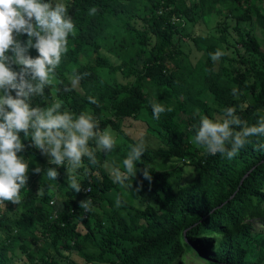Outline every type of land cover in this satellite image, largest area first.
Returning a JSON list of instances; mask_svg holds the SVG:
<instances>
[{
	"label": "trees",
	"instance_id": "trees-1",
	"mask_svg": "<svg viewBox=\"0 0 264 264\" xmlns=\"http://www.w3.org/2000/svg\"><path fill=\"white\" fill-rule=\"evenodd\" d=\"M65 2L76 34L69 35L53 84L43 97H33L31 106L59 100L74 116L90 112L101 130L122 136L113 151L96 150V164L84 158L87 173L84 168L70 172L82 186L76 193L69 187L67 165L50 164L31 137L19 133L24 148L17 155L31 171L21 202H0V264H186L188 259L264 264V237L258 240L253 232L256 220L264 222V149L258 148L264 136L249 138L231 159L194 143L201 117L222 121L224 109L232 107L252 125L264 115V46L242 26H257L264 39V0ZM93 7L97 11L90 16ZM215 13L224 15L217 34H191V27ZM228 19L234 20L231 27ZM16 39L23 44L28 37L22 33ZM217 50L224 55L215 68L210 53ZM33 51L38 54L35 48L28 54ZM152 103L166 109L159 119ZM126 118L143 119L162 137L155 148L143 143L131 188V181L113 183L109 175L114 166L123 171L131 146L141 143L121 129ZM89 144L95 147V141ZM157 159L174 165L156 168ZM144 166L151 182L143 177ZM50 167L58 172L56 181L45 174ZM186 168L194 178L175 181ZM118 196L124 201L120 207ZM83 199L91 200L88 213L79 207ZM89 245L98 251H88ZM73 252L83 262L72 258Z\"/></svg>",
	"mask_w": 264,
	"mask_h": 264
},
{
	"label": "clouds",
	"instance_id": "clouds-1",
	"mask_svg": "<svg viewBox=\"0 0 264 264\" xmlns=\"http://www.w3.org/2000/svg\"><path fill=\"white\" fill-rule=\"evenodd\" d=\"M96 11L95 7L89 9V15H95ZM22 33L28 37L23 44L16 39ZM75 34L76 26L65 0L55 3L53 0H0V202L19 204L26 173L31 171L27 162L17 155L24 148L20 132L31 137L43 156L50 157V164L67 165L69 187L76 193L82 186L70 172L84 168L87 173L83 163L85 157L90 164H96V150L109 153L116 147L111 130H101L99 120L90 112L74 116L59 100L47 107L31 106L33 97H43L45 88L53 84L62 55L68 51L69 35ZM30 48H35L38 54L33 51L29 55ZM9 50L11 55L7 54ZM222 55L220 50L210 53L213 61ZM13 65L19 66V71L14 70ZM237 92L236 88L232 89L233 95ZM52 93L55 95L54 89ZM89 101L96 103L91 97ZM152 110L153 116L159 119L166 109L159 103H152ZM224 117L222 121L201 117L196 128L194 143L210 155L219 153L231 159L250 143L249 138L264 136V115L259 116L255 124L248 125L234 108L228 107L224 109ZM90 141H95L94 148L90 147ZM258 148L264 149V144ZM143 152L142 142L131 146L123 160L124 170L119 166L110 170L113 183L125 185L131 181L127 186L132 187V178L138 171L137 162ZM34 171L39 173L41 169L37 167ZM142 171L143 177L151 182L149 168L144 166ZM45 174L52 181L58 176L56 168L52 167ZM55 203L56 200H50L51 205ZM122 203L124 201L118 196L116 206ZM79 207L85 213L90 212L91 200H81ZM56 213L53 211L52 215L56 217Z\"/></svg>",
	"mask_w": 264,
	"mask_h": 264
},
{
	"label": "rangeland",
	"instance_id": "rangeland-1",
	"mask_svg": "<svg viewBox=\"0 0 264 264\" xmlns=\"http://www.w3.org/2000/svg\"><path fill=\"white\" fill-rule=\"evenodd\" d=\"M223 21H224V15L219 14V13H215L208 19V21L199 22L193 29L191 27L189 29V31L191 32V34H195V33L202 34V35H206V34H210V33L217 34L216 28L219 25H221L223 23ZM227 22L229 24V27H231L232 24H234V20H232V19H228ZM242 26L245 30H250L254 34V36L261 42V45L264 46V39L262 38L263 34L257 26L246 24V23H243ZM231 35L234 36L232 30H231ZM191 47H192V45H191ZM217 63H218V60L215 61V63H214L215 68L217 67ZM99 73L106 80L111 81L112 75L109 74L105 69L100 68ZM152 128L153 127H147L146 122L141 118H139V119L126 118L125 120H123V123L121 126V129L123 130V132L125 133L126 136L131 137V138L137 140L138 142H142L150 148H155V147L161 145L162 137L159 135V133H156V130H154V128L153 129ZM107 129H110V128H107ZM110 130H111L115 140L121 139L122 134H118L117 132L113 131L112 129H110ZM44 157L48 158L49 156L44 154ZM161 164L165 168H171V166L174 165V161H172L171 159H157V161L155 162V167L160 168ZM106 165L108 167L107 163H105V166ZM178 172H181V174L183 173L182 179L175 180V181L180 182V183L188 182V181L192 180L195 176L193 173H191L189 170H187V168L184 169L183 171L179 170ZM253 224H254L253 225V232L258 234L257 235L258 240H261V238L264 237V222H262L260 220H256ZM89 250L92 252L98 251L97 248L92 247L91 245H89L88 251ZM71 256H72V258L76 259L78 262H80V261L83 262V259L77 253L73 252V254ZM186 264H200V263L195 261V260L188 259L186 261Z\"/></svg>",
	"mask_w": 264,
	"mask_h": 264
}]
</instances>
